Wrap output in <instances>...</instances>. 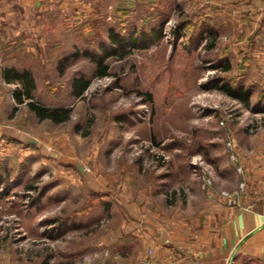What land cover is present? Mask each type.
Instances as JSON below:
<instances>
[{
    "label": "rangeland",
    "instance_id": "rangeland-1",
    "mask_svg": "<svg viewBox=\"0 0 264 264\" xmlns=\"http://www.w3.org/2000/svg\"><path fill=\"white\" fill-rule=\"evenodd\" d=\"M237 8L236 0H0V71L29 70L34 102L71 110L67 122L39 121L10 102L19 85L0 83V264L106 262L85 248L119 221L109 210L129 190H152L174 213L179 198L184 210L200 202L204 174L219 197L241 182L240 196L255 188L252 176L264 172V66L257 53L241 65L227 53L240 38L221 24L236 25ZM160 25V39L132 44ZM80 78L88 86L77 98Z\"/></svg>",
    "mask_w": 264,
    "mask_h": 264
},
{
    "label": "crops",
    "instance_id": "crops-1",
    "mask_svg": "<svg viewBox=\"0 0 264 264\" xmlns=\"http://www.w3.org/2000/svg\"><path fill=\"white\" fill-rule=\"evenodd\" d=\"M13 1L21 6L50 2ZM227 1L206 0L221 6ZM236 2L243 12L237 24H221L229 36L240 38L228 43L227 53H234L238 64L249 63L252 53H257V61L264 66V0ZM247 37L252 40L243 39ZM226 65L232 68L230 59ZM0 83L7 84L2 71ZM9 99L15 104L12 94ZM252 177L255 188L240 196L241 207L227 206L213 190H207L189 209H183V198L175 200L173 213L168 209L171 202L167 205L164 198L153 199L152 190L126 191L120 194L118 205L109 207L110 215H118L119 221L110 220L103 226L104 231L85 251L111 263L133 264L152 250L160 264H264V172L257 168ZM85 219L83 225L88 224Z\"/></svg>",
    "mask_w": 264,
    "mask_h": 264
},
{
    "label": "trees",
    "instance_id": "trees-1",
    "mask_svg": "<svg viewBox=\"0 0 264 264\" xmlns=\"http://www.w3.org/2000/svg\"><path fill=\"white\" fill-rule=\"evenodd\" d=\"M183 37V34H179ZM163 36V25H160L158 28H152L146 35L141 37H135L132 39V44H135L137 40L144 41L145 45L150 44L156 39H160ZM215 37V36H214ZM109 41L113 43L123 45L125 39L113 32L108 33ZM215 39V38H214ZM190 43H193L192 41ZM197 42H194L193 45H196ZM215 46L214 40L208 44L207 49H212ZM228 65L225 66V71L228 70ZM107 67H102L98 75H106ZM3 79L7 84H16L19 85V88H15L12 95L15 102L18 105L24 104L32 113L35 114L39 121L48 120L55 124H60L67 122L70 119L71 110L63 108H48L34 102L33 92L35 90V81L32 73L29 70H16L14 68H5L2 71ZM88 82L83 79H75L72 82V93L75 97L80 98L84 91L87 89ZM229 95L240 98L244 103L248 104L247 95L244 94V97L237 94L233 89L224 88ZM1 184V181H0Z\"/></svg>",
    "mask_w": 264,
    "mask_h": 264
},
{
    "label": "built area",
    "instance_id": "built-area-1",
    "mask_svg": "<svg viewBox=\"0 0 264 264\" xmlns=\"http://www.w3.org/2000/svg\"><path fill=\"white\" fill-rule=\"evenodd\" d=\"M226 149L229 152V158L233 162H237V158L234 154L233 146L231 142L226 144ZM237 172L242 174V169L237 166ZM212 186L211 178L209 175L204 174L201 178V188L205 191L209 190ZM245 184L241 182L237 188V190L233 193L221 192L220 197L224 199V202L227 206L230 207H241L239 202V196L244 190ZM93 264H126V263H111V262H95ZM133 264H160V262L154 257L152 250H149L146 256Z\"/></svg>",
    "mask_w": 264,
    "mask_h": 264
}]
</instances>
